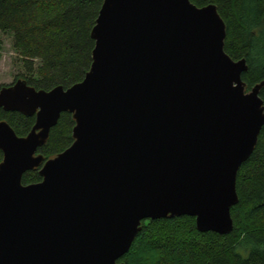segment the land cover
Wrapping results in <instances>:
<instances>
[{
    "label": "water",
    "instance_id": "1",
    "mask_svg": "<svg viewBox=\"0 0 264 264\" xmlns=\"http://www.w3.org/2000/svg\"><path fill=\"white\" fill-rule=\"evenodd\" d=\"M92 63L79 83L0 88V108L35 117L19 137L0 121V264H124L141 222L189 216L226 235L236 176L264 126L261 82L224 52L214 5L101 0ZM73 143L43 162L62 113ZM40 168L41 181L23 185Z\"/></svg>",
    "mask_w": 264,
    "mask_h": 264
},
{
    "label": "trees",
    "instance_id": "2",
    "mask_svg": "<svg viewBox=\"0 0 264 264\" xmlns=\"http://www.w3.org/2000/svg\"><path fill=\"white\" fill-rule=\"evenodd\" d=\"M197 7L214 5L225 24L224 52L234 61L245 59L246 92L264 82V0H190ZM101 0H0V32L9 33L22 62V80L36 90L64 89L79 83L92 63L91 30ZM264 106V85L259 91ZM19 137L26 136L35 117L0 108ZM75 123L62 113L38 149L43 162L73 143ZM3 155L0 151V162ZM23 174L30 185L42 179L39 170ZM238 202L230 209L233 229L226 235L202 233L195 218L180 216L145 220L124 264H264V126L250 157L236 176Z\"/></svg>",
    "mask_w": 264,
    "mask_h": 264
},
{
    "label": "rangeland",
    "instance_id": "3",
    "mask_svg": "<svg viewBox=\"0 0 264 264\" xmlns=\"http://www.w3.org/2000/svg\"><path fill=\"white\" fill-rule=\"evenodd\" d=\"M22 74H24L22 62L13 49L11 35L0 32V88L22 80Z\"/></svg>",
    "mask_w": 264,
    "mask_h": 264
}]
</instances>
